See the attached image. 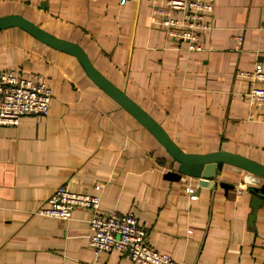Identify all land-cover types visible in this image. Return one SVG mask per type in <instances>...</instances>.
Returning <instances> with one entry per match:
<instances>
[{
	"label": "crops",
	"instance_id": "0c3cea01",
	"mask_svg": "<svg viewBox=\"0 0 264 264\" xmlns=\"http://www.w3.org/2000/svg\"><path fill=\"white\" fill-rule=\"evenodd\" d=\"M8 15L79 44L185 151L226 150L264 164V107L244 96L248 82L238 74L264 67V0H216L202 50L155 27L149 0H0V17ZM6 68L41 75L53 96L47 116L0 125V264H134L120 251L93 250L88 209L70 220L39 213L60 186L93 193L96 184L102 212L134 213L150 243L173 258L264 264V206L252 207L241 175L225 178L228 190L220 179L199 187L186 174L165 177L178 163L156 137L76 56L20 26L0 29Z\"/></svg>",
	"mask_w": 264,
	"mask_h": 264
},
{
	"label": "built area",
	"instance_id": "2783aa9c",
	"mask_svg": "<svg viewBox=\"0 0 264 264\" xmlns=\"http://www.w3.org/2000/svg\"><path fill=\"white\" fill-rule=\"evenodd\" d=\"M125 1V0H122ZM152 23L168 37L186 42L190 50H202L201 34L211 29L216 0H149ZM239 41L242 40L238 37ZM238 74L248 82L244 96L259 107H264V67L240 70ZM53 93L41 75H24L14 69L0 70V125H18L25 115L47 116ZM185 191L196 197L197 188L189 180ZM101 185H94L93 193L75 192L60 186L39 209L45 216L70 220L73 211L82 207L91 212L89 244L96 253L120 251L134 264H187L159 250L149 241L146 226L132 212L101 210Z\"/></svg>",
	"mask_w": 264,
	"mask_h": 264
},
{
	"label": "water",
	"instance_id": "95a60500",
	"mask_svg": "<svg viewBox=\"0 0 264 264\" xmlns=\"http://www.w3.org/2000/svg\"><path fill=\"white\" fill-rule=\"evenodd\" d=\"M10 26H20L50 46L76 56L88 76L135 116L177 161V170H168L165 177L180 180L186 174L190 177L199 178V187H210L214 179H220L222 181L221 186L228 190L233 188L234 184L226 181L225 178L230 174L233 176L238 174L241 175L242 181L249 186L250 192L253 193L251 196L252 207L256 209L258 206H264V164L226 150L207 153L185 151L154 118L94 66L86 51L79 44L50 34L22 15L0 17V29ZM233 179L234 177H232Z\"/></svg>",
	"mask_w": 264,
	"mask_h": 264
}]
</instances>
